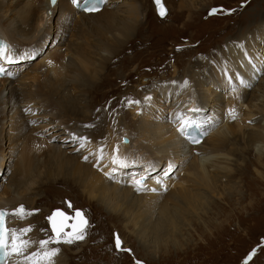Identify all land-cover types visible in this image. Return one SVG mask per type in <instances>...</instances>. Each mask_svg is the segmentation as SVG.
Returning a JSON list of instances; mask_svg holds the SVG:
<instances>
[{
    "label": "bare ground",
    "instance_id": "1",
    "mask_svg": "<svg viewBox=\"0 0 264 264\" xmlns=\"http://www.w3.org/2000/svg\"><path fill=\"white\" fill-rule=\"evenodd\" d=\"M187 2L189 4L181 1L178 8L188 10L186 19H189L190 11L197 9V0ZM151 3L153 5L152 0ZM263 12L249 14V21L254 22L249 23L250 26L264 23ZM146 13L142 0H106L99 12L88 14L71 7L70 0H57L54 6H49L47 0H0V40L9 42L17 53L35 49L45 54L38 61L37 56L21 75V60L2 62L6 69L5 76L0 78V209L11 211L22 204L32 213L23 219L6 217L12 229L31 226L32 231L24 238L39 240V227L36 228L32 218L38 217L43 209L36 212L38 197L34 190L49 184L43 181L47 176L55 174L52 179L61 176L65 186L74 185L89 200L105 206L111 215L121 213L131 222L138 220V216L126 215V208L131 207L135 215L143 214L138 213L139 208L158 201L161 204L148 215L147 223L157 226L160 233L175 230L181 219L183 224L190 225L187 215L209 228L212 218H204L208 212L217 210L214 213L217 219H214L219 220L223 200L228 195L240 194L239 178L235 174L244 160L240 162L237 154L254 150L255 160L264 157V77L258 79L262 65L259 57L251 53L258 44L257 39L264 38V29L239 38L203 73L199 72V61L183 67L178 61L172 63L169 78L144 83L140 77L123 91V96H133L131 100L139 104H128L130 110L120 112L113 126L105 113L96 115L93 123L85 124L92 116L88 95L106 82L107 75L103 72L111 59L139 36L142 29H147ZM49 37L52 42L45 43ZM68 39V49L64 50L61 63L48 64L49 57L62 52ZM135 45L136 42L133 48ZM138 67L132 66L129 74H135ZM221 67L227 69L219 72ZM48 74L52 76L51 83ZM254 75L256 79L248 92L240 86L237 77L251 81ZM222 87L224 91L220 90ZM189 105L201 109L198 120L211 118L217 122L197 145L188 143L176 131L177 114L192 115L188 112ZM231 108L236 110L235 120L227 115ZM73 134L88 138L83 147L78 140H72ZM122 136L128 138V143L121 141ZM239 137L246 143L244 149L238 145ZM114 146H118L121 156L126 155L129 160L135 158L139 165L151 163L154 166L151 177L163 172L169 162L175 164L168 178L160 175L162 180H169L167 191L161 190L150 177L147 186L157 191L135 192L128 180L133 172L143 174L142 167L119 170L116 176L123 183L108 180L103 171L93 167L95 155L89 153L102 149L105 156L110 157ZM85 155L89 156L88 161L83 160ZM101 165L110 166V160H103ZM252 165L257 168L256 161ZM10 167L13 172L8 178ZM255 172L261 179L260 170L255 169ZM181 210L184 213L179 216ZM190 229L196 231L195 227ZM71 246L63 248L67 252ZM143 246V249L153 247ZM154 248L150 253L156 256L159 252L156 246ZM64 256V253L58 254L55 264L68 261ZM247 257L240 264H245ZM10 264H17V260Z\"/></svg>",
    "mask_w": 264,
    "mask_h": 264
},
{
    "label": "rangeland",
    "instance_id": "2",
    "mask_svg": "<svg viewBox=\"0 0 264 264\" xmlns=\"http://www.w3.org/2000/svg\"><path fill=\"white\" fill-rule=\"evenodd\" d=\"M142 1L147 11L149 25L124 47L125 51L123 50L112 58L106 66L103 72L107 75L106 82H102L94 89L95 92H91V95L87 97L92 116L85 124H91V121L93 123L96 115L100 116L101 113H105L110 117L109 122L111 121L110 125L113 126L114 119L120 112L130 110L128 101L133 96H123V91L140 77L144 83L153 82L161 77L169 78L172 75V63L178 61L181 67L199 61L198 66H201V68L198 67L199 70L201 69L199 72L203 73L211 62L219 61L225 49L234 46L239 38L247 35L248 32L253 34L264 29V23H262L263 26L257 25L262 26L258 29L255 25L250 26L254 22L249 21V14L264 11V0H197V9L190 11L189 19H186L189 11L178 8L179 3L184 0H163L168 10L164 18L157 16L151 0ZM185 3L189 4L187 0ZM213 8L234 11L229 15L218 11L217 14L209 16L208 13ZM252 27L255 28L251 30ZM51 42L52 37H49L45 43ZM68 42H70L69 39L65 40L64 48H60L62 52L52 54L54 58L49 57L48 64L61 63L64 57L63 52L68 49ZM135 42L136 45L133 48ZM257 42L258 44L251 49V53L259 57L261 69H264V38L257 39ZM42 55L45 54L40 53L37 60H21L23 65L19 67L20 75L28 70L33 61L41 59ZM50 58L54 60L52 64L49 63ZM137 65L139 67L136 73L129 74L131 67ZM224 68L227 69V67H221L218 71L223 72ZM259 74L258 79L264 77V71L260 70ZM4 76L5 73L2 77ZM48 77L51 78L48 79ZM47 79L50 83L53 80L50 74L47 75ZM220 90L224 91V88ZM132 94L135 95V91ZM53 99L55 100L56 97ZM61 112L65 113L62 110ZM239 140V147L244 149L245 141ZM255 155L254 150L248 154L245 150L237 154L240 162L244 160L243 164L238 167L239 172L235 174L239 178L240 194L235 197L228 195L223 200L219 209L220 214L222 213L219 220H215L217 218L214 213L216 214L217 210L211 209L208 212L204 218H212L209 228L187 215L186 219L190 225L183 224L181 219V224L176 225L174 232L168 230L159 233L157 226L147 223L148 215H152L159 208L161 203L158 201L139 208L138 213L143 214L135 215L131 207L126 208V215L138 216V220L134 219L131 222L121 213L111 215L105 206L102 207L94 200H89L74 185L65 186L61 183V176L52 179L51 177L55 174L43 179L45 183L49 181V184H43L40 189L36 187L34 190L35 196L38 197L36 212H41L42 209L43 212L38 217H33L32 222L36 228L39 227L37 229L39 239H45L51 234L47 217L52 209L59 208L67 214H71L76 209L83 211L88 221L85 239L72 246L58 245L59 254L64 253V259H68L62 262L63 264H136V261H140V264H240L253 249L256 251L250 260L247 259V264H264V157L257 161ZM254 161H256L257 168L252 165ZM11 168L7 172L8 178L13 172ZM255 169L260 170L261 179L255 174ZM159 175H162V172ZM51 180L54 181L51 182ZM257 194H259L258 197ZM68 204H71L72 208H69ZM181 212L184 213L181 210L179 216ZM190 227H195L196 231ZM114 234L120 237L122 247L129 249L128 252H118L115 249ZM143 245L153 246L151 248L156 246L159 253L156 252L155 256L153 252L150 253L151 248L143 249ZM64 246H71L70 249L68 248L70 251L66 252Z\"/></svg>",
    "mask_w": 264,
    "mask_h": 264
},
{
    "label": "snow or ice",
    "instance_id": "3",
    "mask_svg": "<svg viewBox=\"0 0 264 264\" xmlns=\"http://www.w3.org/2000/svg\"><path fill=\"white\" fill-rule=\"evenodd\" d=\"M71 4L78 10L85 13H97L105 5L106 0H70ZM52 5L57 3V0H50ZM154 3L157 6V12L161 17L165 16V9L162 7L161 0H154ZM243 6V5H241ZM222 14L229 15L232 14L234 10L228 9H216L213 8L209 11L208 15L217 14V12ZM46 16L48 13L45 14ZM39 53L33 49L31 51H24L17 53L9 44L0 40V62L14 63L17 60H31L35 59ZM51 63V61H49ZM255 68V65H253ZM3 67H0V72H3ZM264 71V69H261ZM11 76V73H9ZM239 80L240 86L245 89H250L253 86V81L256 79L254 75L252 80H246L243 77H237ZM187 81L184 82L187 85ZM235 91V88H233ZM146 100L150 97H146ZM139 101L129 100L128 104H139ZM99 111V110H98ZM188 112L192 115L184 117L183 114L178 113L176 119L178 120V127L176 128L177 133L183 137L188 143L192 145L199 144L205 136L214 128L217 122L213 121L211 118L204 120H198L196 117L200 114L201 109L199 107H193L188 109ZM227 115L235 120L236 110L234 108L227 110ZM89 125H85L88 127ZM87 137L76 136L73 134L72 140L79 141L81 147L84 146L87 142ZM124 143H128L126 138L123 139ZM36 147H40L37 145ZM89 155H95V162L93 167H96L97 170L103 171V175L110 181H114L118 184L123 183L124 181L117 179L116 173L119 170L129 169V168H143V174L139 172H133L128 180V183L137 193L142 192H156L157 188H149L146 181L151 177V171L153 170V165L149 163L148 165H139L135 158L129 160L128 156H121L119 154L118 146H114L110 157H106L103 153V150L100 149L97 153H89ZM89 156H83L84 161H88ZM105 159L110 160L109 165H101V162ZM107 168V171H104V168ZM176 167L175 164L169 162L166 169L162 172V177L168 178L170 172ZM154 182L159 185V187L167 191V187L161 177H151ZM69 208H72L71 204H68ZM35 211V210H34ZM32 213L25 208L24 205H19L11 211L0 209V264H8L9 257H14L17 260V264H55V258L60 252L58 245H73L76 242L83 241L86 236V231L88 227V221L82 210L76 209L74 211L71 219L73 220L72 224H68L67 221L70 219L64 212H53L47 217L50 227L51 234L45 239H39L37 241H32L30 239L24 238L29 232L32 231L31 226L17 229H9L6 226V217L8 216H17L20 219H23L25 216L31 215ZM63 217V220L57 222L56 217ZM66 228H70L69 231H65ZM114 245L115 249L119 251L128 252L129 249L122 247V240L118 235H115ZM34 245H38L35 250L33 249ZM56 245V246H52ZM255 249L248 254L247 259L250 260L255 253ZM136 264H140V261H136ZM247 264V260H245Z\"/></svg>",
    "mask_w": 264,
    "mask_h": 264
},
{
    "label": "water",
    "instance_id": "4",
    "mask_svg": "<svg viewBox=\"0 0 264 264\" xmlns=\"http://www.w3.org/2000/svg\"><path fill=\"white\" fill-rule=\"evenodd\" d=\"M152 2H153V5H154V7H155V12H156L157 16L160 17V18H163V17H161V16L158 14V12H157V6H156V4L154 3V0H152ZM161 4H162V7L165 9V15H166V14H167V8H166V6L164 5L163 0H161ZM124 138H126V139L128 140L127 137L122 136V137H121V141H122V142H123V139H124ZM123 143H124V142H123ZM19 205H21V204H19ZM19 205H18V206H19ZM57 211L64 212L62 209L55 208V209H52L51 214H52L53 212H57ZM74 211H75V210H74ZM74 211H73L72 214H67V213L64 212L68 217H70V220H68V221H70V222L67 221V223H68L69 225L73 223V220L71 219V217L73 216ZM51 214H50V215H51ZM56 220H57V222H60V221L63 220V217L57 216V217H56ZM49 227H50V224H49ZM50 229H51V227H50ZM66 229H67V228H66ZM66 229H65V231H69V230H70V228H68V230H66Z\"/></svg>",
    "mask_w": 264,
    "mask_h": 264
}]
</instances>
